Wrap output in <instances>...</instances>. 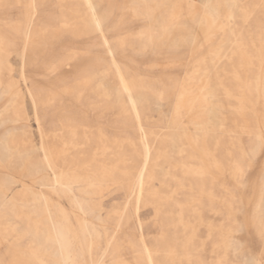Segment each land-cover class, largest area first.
<instances>
[{"label": "rangeland", "instance_id": "obj_1", "mask_svg": "<svg viewBox=\"0 0 264 264\" xmlns=\"http://www.w3.org/2000/svg\"><path fill=\"white\" fill-rule=\"evenodd\" d=\"M0 4V264H264V0Z\"/></svg>", "mask_w": 264, "mask_h": 264}, {"label": "bare ground", "instance_id": "obj_2", "mask_svg": "<svg viewBox=\"0 0 264 264\" xmlns=\"http://www.w3.org/2000/svg\"><path fill=\"white\" fill-rule=\"evenodd\" d=\"M23 2H25V1H23ZM33 2V1H32ZM35 2V1H34ZM83 2V1H82ZM218 2V1H217ZM1 5V4H0ZM86 5V4H85ZM84 5V6H85ZM208 5V4H207ZM27 6V5H26ZM88 6V5H87ZM209 6V5H208ZM30 7V6H29ZM28 7V8H29ZM86 7V6H85ZM89 7V6H88ZM27 8V9H28ZM31 8V7H30ZM90 8V7H89ZM208 7H206V9H207ZM212 8V7H211ZM253 8V7H252ZM243 9L245 10V8L243 7ZM250 9V8H249ZM30 11H31V9H29ZM208 10V9H207ZM241 10H242V8H241ZM248 11V10H247ZM28 12V11H27ZM246 12V11H245ZM253 12V11H252ZM258 12V11H257ZM247 13V12H246ZM262 13V12H261ZM27 14V13H26ZM214 14V13H213ZM247 14H249V12L247 13ZM263 15V14H262ZM208 16H213V15H209L208 14ZM250 16V15H249ZM261 17V16H260ZM240 18V17H239ZM247 18V17H246ZM202 20H203V18H202ZM177 22V21H176ZM175 22V23H176ZM203 22V21H202ZM206 22V21H205ZM201 23V22H200ZM261 24V23H260ZM25 25V24H24ZM30 25H31V15L30 14H28V18H27V23H26V29H27V31H28V28L30 27ZM177 25V24H176ZM198 25V24H197ZM244 25V24H243ZM205 26V25H204ZM254 26V25H253ZM259 28V27H258ZM182 29V28H181ZM251 30V29H250ZM198 31H200L199 29H198ZM253 31V30H252ZM244 32V31H243ZM253 33V32H252ZM199 34V33H198ZM195 35V34H194ZM248 35V34H247ZM252 35V34H251ZM264 36V35H263ZM25 37V36H24ZM198 37V36H197ZM196 37V38H197ZM253 38V37H252ZM193 39H194V37H193ZM241 39V38H240ZM255 39V38H254ZM248 42V41H247ZM28 43V42H27ZM249 43H251V42H249ZM252 44V43H251ZM24 46V45H23ZM188 46V45H187ZM250 46V45H249ZM26 47V46H25ZM231 48V47H230ZM24 49V48H23ZM247 49V48H246ZM251 50V49H250ZM197 53V52H196ZM24 54V53H23ZM22 54V55H23ZM198 54V53H197ZM195 55V54H194ZM201 58V57H200ZM203 58V57H202ZM194 59V58H193ZM197 59V58H196ZM199 59V58H198ZM195 60V59H194ZM194 63H195V61H193ZM190 63V62H189ZM190 65V64H189ZM192 65V64H191ZM190 65V66H191ZM194 66V65H193ZM221 66V65H220ZM193 69V68H192ZM237 69V68H236ZM197 73V72H196ZM242 73V72H241ZM201 74V73H200ZM243 74V73H242ZM215 76V75H214ZM201 77V76H200ZM215 78H216V76H215ZM190 79V78H189ZM192 79V78H191ZM223 86V85H222ZM250 86V85H249ZM183 87V86H182ZM182 87H180V89L182 88ZM179 90V89H178ZM227 90V89H226ZM186 91V90H185ZM187 92V91H186ZM206 92H208V91H206ZM230 92V91H229ZM177 93H178V91H177ZM176 93V94H177ZM209 93V92H208ZM183 95V94H182ZM238 95V94H237ZM211 96V95H210ZM247 96V95H246ZM208 97V96H207ZM161 99V98H160ZM159 99V100H160ZM250 100V99H249ZM220 102V101H219ZM224 104H225V102H224ZM176 106V105H175ZM206 108V107H205ZM176 111V110H175ZM178 111V110H177ZM176 113V112H175ZM208 113V112H207ZM206 113V114H207ZM205 114V113H204ZM258 114V113H257ZM203 116V115H202ZM247 120V119H246ZM249 121V120H248ZM242 138V137H241ZM241 144V143H240ZM243 145V144H242ZM239 146V145H238ZM43 147V146H42ZM44 150V149H43ZM233 150V149H232ZM238 151V150H237ZM250 152V151H249ZM253 152V151H252ZM255 152V151H254ZM150 154V153H149ZM242 154V153H241ZM245 154H246V152H245ZM249 154V153H248ZM236 155V154H235ZM243 156H244V154H243ZM249 156V155H248ZM247 156V157H248ZM252 156V155H251ZM250 156V157H251ZM48 157V156H47ZM237 158V157H236ZM236 158H235V161H236ZM243 158H245V157H243ZM146 160V159H145ZM246 160V159H245ZM241 162V161H240ZM146 163V162H145ZM242 163V162H241ZM232 164V163H231ZM234 165H236V164H234ZM237 165H239V164H237ZM239 166H241V165H239ZM232 167H233V165H232ZM248 167V166H247ZM145 168V167H144ZM240 168V167H239ZM230 169V168H229ZM238 170H240V169H238ZM237 170V171H238ZM241 171V170H240ZM230 172V171H229ZM140 176H141V174H140ZM233 180V179H232ZM263 189V188H262ZM261 191V190H260ZM207 194V193H206ZM208 196V195H207ZM196 197L194 196L193 197V199H195ZM190 200V199H189ZM193 201V200H192ZM202 202V201H201ZM193 203V202H192ZM195 203V202H194ZM196 204V203H195ZM65 213V212H64ZM139 215V214H138ZM65 217V216H64ZM141 220V219H140ZM79 223V222H78ZM80 225V224H79ZM81 229V228H80ZM76 234V233H75ZM83 234V233H82ZM79 235V234H78ZM104 237V236H103ZM82 241H83V239H82ZM110 238H107L106 239V241H105V246L103 247V249H102V251H101V257L102 256H104L106 253H107V250H108V247L110 246ZM80 243V242H79ZM149 247V246H148ZM82 249V248H81ZM146 249V248H145ZM147 250V249H146ZM88 253V252H87ZM148 253V252H147ZM146 254V253H145ZM136 255V254H135ZM141 254H139V256H140ZM259 255V254H258ZM262 255V254H261ZM84 256V255H83ZM125 257V256H124ZM145 257H146V255H145ZM150 258V257H149ZM86 259V258H85ZM91 259V258H90ZM119 259V258H118ZM126 260V259H125ZM116 262H117V260H116ZM132 262H134V261H132ZM144 263H146L147 261H143ZM141 263V262H140ZM109 264V263H108ZM116 264H128L127 262H125V261H119V262H117ZM132 264V263H131ZM137 264V263H136ZM147 264V263H146Z\"/></svg>", "mask_w": 264, "mask_h": 264}, {"label": "snow or ice", "instance_id": "obj_3", "mask_svg": "<svg viewBox=\"0 0 264 264\" xmlns=\"http://www.w3.org/2000/svg\"><path fill=\"white\" fill-rule=\"evenodd\" d=\"M262 239H264V233L261 234Z\"/></svg>", "mask_w": 264, "mask_h": 264}]
</instances>
